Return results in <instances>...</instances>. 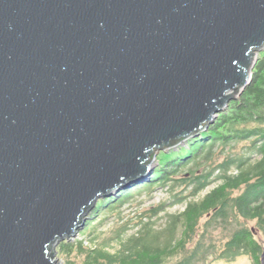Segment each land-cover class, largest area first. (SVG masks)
Segmentation results:
<instances>
[{
  "label": "water",
  "instance_id": "obj_1",
  "mask_svg": "<svg viewBox=\"0 0 264 264\" xmlns=\"http://www.w3.org/2000/svg\"><path fill=\"white\" fill-rule=\"evenodd\" d=\"M263 49L264 0H0V264H61L100 196L208 129Z\"/></svg>",
  "mask_w": 264,
  "mask_h": 264
},
{
  "label": "trees",
  "instance_id": "obj_2",
  "mask_svg": "<svg viewBox=\"0 0 264 264\" xmlns=\"http://www.w3.org/2000/svg\"><path fill=\"white\" fill-rule=\"evenodd\" d=\"M241 142H248L243 145L248 150L238 149ZM252 152L261 157L253 159L249 155ZM157 159L158 168L143 184L144 190L172 182L170 188L175 184L191 187L195 198L213 182L221 183L204 197L188 201L183 212L169 214L165 225L156 227L152 218H159L162 211L167 213L169 204L160 203L147 220L140 222L136 234L118 235L120 246L115 252L107 248L109 243L88 245L86 239L61 242L58 248L67 257L66 263L169 264L182 255L174 264H198L212 255L231 260L247 254L255 264H261L264 247L257 232L264 231V50L241 97L187 145L162 150ZM185 167H189L187 177L181 170ZM233 168L236 173H232ZM142 191L132 188L121 191L119 197H102L87 217L86 230L95 226L101 211H113ZM174 197L176 202L184 200L178 194ZM250 221H256L257 231L248 224ZM212 229L229 234L219 244Z\"/></svg>",
  "mask_w": 264,
  "mask_h": 264
},
{
  "label": "rangeland",
  "instance_id": "obj_3",
  "mask_svg": "<svg viewBox=\"0 0 264 264\" xmlns=\"http://www.w3.org/2000/svg\"><path fill=\"white\" fill-rule=\"evenodd\" d=\"M263 50L260 51V53L263 52ZM246 143L248 142H241L239 144L238 149L242 148L241 150H248L247 148L243 147V145H245ZM181 145L182 146L187 145V141L183 142ZM173 149L178 150V147L177 148L174 147ZM170 150L172 149H168L166 151H170ZM160 152L156 154L155 159L152 164V168L154 172L158 168L157 158ZM249 155L253 159H259L261 157V155H259L256 152H252ZM181 170H182V173L185 175V177L189 176V167H185ZM231 171H234L232 173L237 172L236 169L234 168ZM153 173L150 174L149 178L144 179L142 181L141 180H134V181L128 180L120 184L119 186H116L115 188H113L111 190V193L117 196L120 195L121 191L127 192V191H130L132 188L135 190V192H137L138 190H143V191L135 194L131 199H129L128 201H126L125 203H123L121 206L117 207L113 211H109V210H106L104 212L101 211L100 214L96 217L97 218V220H95L96 224L93 228L86 230V227L83 226L80 228L76 236H72L71 239L65 238L61 242L65 240L74 241L77 239H86L88 245L109 243L107 248L111 250L112 252H115L120 246L118 242L119 239L117 238L118 235L129 237L133 234H136L138 229L141 226L140 222L142 220L143 221L147 220L149 218L148 214L153 212L155 207L159 205L160 203L162 204L164 202H167L169 204L166 206L167 213H165V211H162L161 214L159 215V218L156 217L158 215H155L152 218L153 220L157 222L156 227L165 225L169 214L183 212L188 205V201H191L193 199L198 200L204 197L209 191H211L213 188H215L217 185L221 183L220 180L213 182L205 190L200 192V194L196 195L195 198L191 196V191H192L191 187L187 188V186L185 185L183 186L181 184H177V185L175 184V186L173 187L174 189H173V188H170L172 182L168 183L167 185L161 184V185H157L156 187L144 190L143 184L150 181V178L153 175ZM175 194L181 195L182 197H184V200L180 202L174 201V199H176V197H174ZM102 197H105V194L100 196L98 201L102 199ZM101 218L102 220H100ZM248 224L253 229H255L254 227H256L255 226L256 221H250ZM211 234L214 237V239L218 241L219 244H221L222 238L226 239V237L228 236L227 234H229V231L212 229ZM257 237L261 245H263L264 247V231L257 232ZM60 243L56 245L54 249L56 253L54 258L57 259L61 264H67L66 263L67 257H65L58 248ZM181 258H182V255L175 256L169 261V264H174L175 262H178L179 260H181ZM241 260H244L246 264H255L251 256L247 254L239 255L235 259H231V260H228L225 258L215 259V257L212 255L209 257L208 261L200 262L198 264H238Z\"/></svg>",
  "mask_w": 264,
  "mask_h": 264
},
{
  "label": "bare ground",
  "instance_id": "obj_4",
  "mask_svg": "<svg viewBox=\"0 0 264 264\" xmlns=\"http://www.w3.org/2000/svg\"><path fill=\"white\" fill-rule=\"evenodd\" d=\"M238 264H246L244 260H241Z\"/></svg>",
  "mask_w": 264,
  "mask_h": 264
}]
</instances>
